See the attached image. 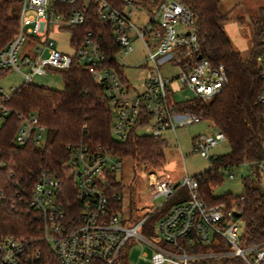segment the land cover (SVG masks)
<instances>
[{
  "label": "built area",
  "instance_id": "1",
  "mask_svg": "<svg viewBox=\"0 0 264 264\" xmlns=\"http://www.w3.org/2000/svg\"><path fill=\"white\" fill-rule=\"evenodd\" d=\"M78 1L20 0L18 28L0 50V67L19 72L22 82L27 83L33 75L43 74L45 68L81 65L102 85L113 112L111 133L119 140L125 139L135 125L137 132L144 129L142 133L163 138L165 131L201 119L195 113L174 109L171 100L176 99L168 87L170 79H164L159 68L166 61L178 65L180 70L175 77L180 84L191 90L194 97L205 100L227 82L224 66L213 64L200 54L194 12L187 4L181 0H148L147 4L143 0ZM87 9L112 27L113 40L120 47L118 51L107 54L101 50L100 31L88 29L79 36L67 28L82 23ZM136 9L148 16L143 29L130 18ZM53 25L70 33L71 54L57 48L56 41L50 38ZM131 29L147 51L145 62L137 65L138 89L131 85L117 59L118 54L131 49L128 34ZM28 35L38 41L33 58L20 55ZM108 61L122 65V75ZM257 61L262 83L258 100L263 105L264 122V50L258 54ZM9 94L0 87V125L9 113L5 104ZM46 133L45 125L31 112L17 127L14 142L22 145L32 140L40 145ZM223 140L225 135L220 130L213 134L199 133L191 139L192 149L210 158L209 150ZM65 147L69 156L64 171L74 187L78 212L68 216L58 200V179L48 169L39 167L32 174L30 184L16 189L18 203L31 209L37 219L38 234L1 237L0 264H123L122 251L132 237L141 238L149 247L147 258L151 264H189L201 256L212 255H238L247 264H264V240L246 247L240 245L243 224L240 207L236 202L207 204L198 195L196 177H184L181 187L186 188L187 199L166 209L152 228L153 234L148 236L143 233L144 221L180 186L173 185L166 173L148 171L147 189L153 198L163 197V203L137 221L124 219L120 205L113 206L121 201V192L106 191L107 174L120 169L121 157L107 146H91L82 141ZM5 164L0 159V168ZM240 164L246 166L247 173L259 171L264 183V157ZM226 172L229 178L234 177L229 168ZM221 239L228 245L227 250L216 254L191 252L195 242L212 244Z\"/></svg>",
  "mask_w": 264,
  "mask_h": 264
},
{
  "label": "trees",
  "instance_id": "2",
  "mask_svg": "<svg viewBox=\"0 0 264 264\" xmlns=\"http://www.w3.org/2000/svg\"><path fill=\"white\" fill-rule=\"evenodd\" d=\"M194 12L199 52L213 64H222L227 74V82L220 91L209 99L190 97L183 101L171 100L178 111H189L208 119L216 130L225 135L228 150L210 157V167L196 178L197 192L207 204L221 201L236 202L240 207L242 230L240 245L243 247L264 240V183L260 172L241 176L243 189L238 194L226 192L212 195L211 189L220 183L223 170L239 165L244 161L259 160L264 157L263 105L258 100L261 77L257 56L264 50L263 27L254 26L252 45L248 56L242 57L227 36L222 22L226 14L219 7V0H181ZM144 4L148 0L142 1ZM78 3H82L79 0ZM154 3V2H153ZM20 0H0V50L14 36L18 28ZM81 36L86 30L100 31V48L107 54L119 50L113 40L112 27L96 18L87 9L85 20L67 27ZM108 64L122 75V65L116 61ZM62 75L63 88L21 82L9 94L5 104L9 107L0 125V159L6 164L0 168V238L28 237L38 234V222L31 209L18 203L16 189L28 183L32 174L39 168L48 169L60 183L58 200L62 202L68 216L78 212L75 190L64 171L69 156L66 144L86 142L88 145L107 146L119 157H128L137 166L154 170L165 161L163 146L165 140L136 131V125L125 139L114 138L111 133L113 120L112 107L102 85L79 64L54 69ZM8 69L0 67V76ZM35 113L45 125V140L36 145L32 140L22 145L14 142V135L23 117ZM145 122V121H144ZM11 174H10V173ZM28 186V185H27ZM123 185L116 173L107 174L108 194L121 192ZM188 197L185 187H180L159 208L149 214L143 223V233L152 235L158 217L172 204ZM120 202L113 203L119 206ZM130 219L137 221L131 212ZM191 252L216 254L228 249L224 240L204 244L195 242ZM126 264L124 261H120ZM197 264H247L238 255L201 256L194 260Z\"/></svg>",
  "mask_w": 264,
  "mask_h": 264
},
{
  "label": "rangeland",
  "instance_id": "3",
  "mask_svg": "<svg viewBox=\"0 0 264 264\" xmlns=\"http://www.w3.org/2000/svg\"><path fill=\"white\" fill-rule=\"evenodd\" d=\"M218 7L226 14V19L222 22V25L231 44L240 52L243 58L248 56L256 23L263 27L264 39V0H219ZM130 18L139 29H143L148 16L144 11L136 9L133 10ZM128 34L131 39V49L118 54L117 59L123 65V72L128 77L131 85L138 89L137 69L139 67L137 65L145 62L147 51L141 39L136 36L134 29H131ZM69 37L70 33L67 30L58 29L55 25L52 26L50 38L56 41V47L71 54L73 48L68 43ZM37 43L38 41L31 36H26L21 46L20 55L27 54L33 58L35 55L34 47ZM159 68L164 79H170L168 87L174 91L173 96L177 101H183L194 96L191 90L183 87L175 77L180 70L178 65L166 61L160 64ZM22 81V75L19 72L8 70L0 76V87L4 92L9 93L12 87H17ZM30 82L58 90L63 88L62 75L50 68H45L43 74L33 75ZM143 131L144 129L139 130L140 133ZM215 131L216 128L208 119H200L190 124L178 126L174 131H165L163 135L165 161L162 166L153 171L166 173L172 184L180 187L186 175L191 178L197 177L210 167V158L194 152L191 139L196 134H213ZM227 150V141L223 140L209 150V155L211 157L222 154ZM230 170L234 173V177L229 178L226 169L223 170L222 181L212 187V195L218 196L226 192L238 194L242 191L241 175L247 173L246 166L240 164L230 167ZM148 171H151L148 167L137 166L128 157L121 158V167L116 171V177L123 185L120 193L122 218L129 219L131 212L134 216L142 218L163 203V197L153 198L147 189ZM262 178L263 176L260 178L261 182ZM149 253V247L141 238L132 237L123 248L122 257L126 264H151L147 258ZM189 264H197V262L190 261Z\"/></svg>",
  "mask_w": 264,
  "mask_h": 264
}]
</instances>
